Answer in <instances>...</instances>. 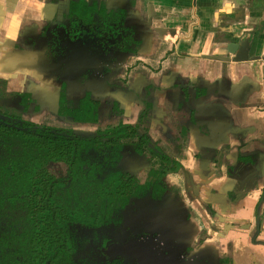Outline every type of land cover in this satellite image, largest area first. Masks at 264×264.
<instances>
[{
  "label": "crops",
  "instance_id": "obj_1",
  "mask_svg": "<svg viewBox=\"0 0 264 264\" xmlns=\"http://www.w3.org/2000/svg\"><path fill=\"white\" fill-rule=\"evenodd\" d=\"M63 1L70 0H0V62H13L27 17L50 21ZM106 1H129L136 23L149 22L139 29L142 55L126 65L135 92L149 86L158 98L150 137L177 146L170 151L188 179L189 219L172 229L175 243L209 264H264V0ZM244 42L247 60L217 59L234 58ZM240 181L253 184L236 192Z\"/></svg>",
  "mask_w": 264,
  "mask_h": 264
},
{
  "label": "flooded vegetation",
  "instance_id": "obj_2",
  "mask_svg": "<svg viewBox=\"0 0 264 264\" xmlns=\"http://www.w3.org/2000/svg\"><path fill=\"white\" fill-rule=\"evenodd\" d=\"M131 6L129 1L117 6L108 5L106 0H70L63 1L60 14L50 21L35 16L27 17L25 20L27 28L23 27L21 32L17 33L13 49L8 55V58L12 55L13 62L9 65L6 62H0V112L20 117L26 122L37 125L71 130L79 136H90L97 131L113 129L119 125L130 127L128 128L129 132L133 129L136 132L138 130L132 138L125 139L130 144L124 151V163L129 170V177H133L139 186H145L148 173L161 166L158 156L152 152L164 153L175 164L174 169L169 163H165L162 168L164 173L160 181L162 187L166 189L162 191L163 193L157 191L153 196L150 195V192L144 193L143 190H140L139 195L129 199L119 220L110 221L108 225H102L99 228V238H108L109 245L106 248L99 247L100 241H97L96 244L94 241H90L93 230L86 226L76 224L48 226L49 230L53 232L51 236L54 241L56 231H62L65 249L75 248V252L72 254L75 264H100L105 258L112 262L118 257H122L125 261L136 260V264H139L136 257L126 259L121 255H108L107 252L113 246L140 240L163 242L178 249L187 258L209 264L205 260L191 256L190 252L187 253L192 248H188V250L181 248L178 242L175 243V237L171 234L175 226L179 227L180 223L189 219L184 208V191L188 189V179L181 174V166L176 160V154L174 151H170L175 150L174 148L177 146H173L171 149L170 146L163 145L161 139L154 141L150 137V112L157 98L155 91H152L149 86L143 87L139 92L134 90L137 86L134 74L131 69L128 70L126 64L131 59H137L139 55H142V33L144 31H139V29L149 22L141 23V25L136 23L130 10ZM74 15L78 17H74ZM80 51H82V57L95 58L98 60V64L81 67L78 55ZM3 52L2 59H4V55H7L6 51ZM57 65L60 68H57ZM61 76L63 78L60 79ZM126 93H131V96L127 98ZM10 94L14 95L13 99H8ZM47 97L50 98V103L44 104L45 100H48ZM121 97L128 104L132 102L137 113L132 115L126 113V107L122 106L124 103H122ZM10 105L22 110L23 115L8 112L5 108ZM80 105L86 106L88 109L95 108L97 121L94 123L74 122L69 116ZM146 105V117L140 118ZM139 106L140 110L138 111ZM43 107L48 108L49 113L46 115L41 113ZM49 114L63 118L67 125L59 127L49 125L47 123ZM34 118L38 119L33 121ZM70 124L84 126L91 130L89 133L83 134ZM110 125L112 126L110 127ZM158 130L161 132L162 129L159 127ZM141 135L148 138L146 143H140L142 154L134 150L137 139ZM166 141L167 139H165ZM134 155L150 157L152 165L144 179L139 180L130 171V159ZM51 162L53 161L39 162L38 166L29 167L32 177L29 175L27 177H31L33 184L39 181L44 184L50 183L52 186L56 182L63 184L64 187L72 184V172L68 170L67 164L62 162L64 172L61 173L62 175L54 176L45 170ZM83 169L87 170L88 167L85 165ZM32 189L34 196H30L31 193L22 194L20 199L24 201L26 197L39 198L40 195L35 194L37 191L34 187L30 190ZM43 193H47V191L44 189ZM56 196L57 191L52 193L51 198L55 199ZM131 201L143 203V209L147 204L148 206L145 208L144 214H142L143 209L141 211L138 221L140 226L137 231L126 234L122 239L126 240L122 241L117 238V234L126 223V209ZM178 206L181 207V214H178ZM26 212V209H21L16 215ZM11 213L13 211L5 208L0 210V218H5V223L2 222L3 225H0L3 232L6 231L9 235V233L18 231L19 234L22 228L29 227L8 225L7 219ZM32 228L39 229L38 226H33L28 230ZM129 235L133 236L128 237ZM11 236L13 235L11 234Z\"/></svg>",
  "mask_w": 264,
  "mask_h": 264
},
{
  "label": "trees",
  "instance_id": "obj_3",
  "mask_svg": "<svg viewBox=\"0 0 264 264\" xmlns=\"http://www.w3.org/2000/svg\"><path fill=\"white\" fill-rule=\"evenodd\" d=\"M146 114L147 105L140 118ZM69 117L82 123H94L98 119L95 108L82 105ZM128 128L119 125L90 136H79L71 130L37 125L0 112V210L13 211L8 216V225L39 227L30 230L24 227L19 234L16 231L9 235L0 229V264H75L72 258L75 248L65 249L62 231H56L54 241L48 226H86L93 230L90 241L95 244L100 241L99 247L106 248L108 238H99L102 225L119 220L129 199L139 195L140 190L150 195L166 190L160 181L162 168L169 163L174 169L175 164L162 152H152L161 166L148 173L145 186H139L129 177L124 151L130 143L125 139L132 138L138 130L129 132ZM145 141L148 138L139 136L134 150L142 154L140 143ZM50 161L66 163L73 183L65 187L58 182L53 186L42 181L33 184L29 167ZM85 165L87 170L83 169ZM32 187L40 197H26L22 201V194L34 196ZM44 189L47 193H43ZM55 191L57 196L52 199ZM21 209L27 212L16 215ZM4 219L0 218L1 226ZM100 264H136V260L118 257L110 262L105 258Z\"/></svg>",
  "mask_w": 264,
  "mask_h": 264
},
{
  "label": "water",
  "instance_id": "obj_4",
  "mask_svg": "<svg viewBox=\"0 0 264 264\" xmlns=\"http://www.w3.org/2000/svg\"><path fill=\"white\" fill-rule=\"evenodd\" d=\"M248 44L242 43L239 49L238 54L232 59L218 57V60L221 61H234V62H242L247 60V53H248ZM82 51L78 53L79 55V64L81 67H85L92 64L97 65L98 60L95 58L87 59L81 56ZM87 61V62H85ZM89 63V64H88ZM59 66L57 65V68ZM60 68V67H59ZM82 68V69H83ZM92 69V68H90ZM63 78L62 76L60 79ZM251 174V172H249ZM245 177L254 178L255 172L252 171L251 176L250 174ZM240 183H243V186H240ZM253 184V181L251 182ZM251 184L240 181L236 186V192L243 191L244 189H250ZM255 187V186H253ZM224 212V211H223ZM108 255H121L124 256L126 259L130 257H136L138 259L139 264H207L203 261L187 258L181 254V252L176 249L172 248L170 245L165 244L163 242L154 241V240H140V241H133L127 244H122L118 246H113L107 252Z\"/></svg>",
  "mask_w": 264,
  "mask_h": 264
},
{
  "label": "rangeland",
  "instance_id": "obj_5",
  "mask_svg": "<svg viewBox=\"0 0 264 264\" xmlns=\"http://www.w3.org/2000/svg\"><path fill=\"white\" fill-rule=\"evenodd\" d=\"M13 96L14 95L10 94L8 96V99H11V98L13 99L14 98ZM157 101H158V98H157ZM5 109L8 112L23 115V113H22L23 111L20 110L18 107L15 108V106H13V105H10L9 107H6ZM47 123L49 125L58 126V127L67 125L63 118L52 116L50 114L47 117ZM71 125L72 124H70V126ZM112 125H110V127ZM72 127L74 129L78 130L79 132L83 133V134L89 133L91 130L90 128H85L84 126H78V125H72ZM158 132H159V130H158ZM151 165H152V163H151L150 157H148L146 155H143V156L134 155L130 159V171L139 180L144 179V177H145L148 169L151 167ZM63 168H64V164L62 162H54L53 161L47 165L45 170L47 172H49L51 175L58 176L62 172H64ZM147 206H148V204L146 205V207ZM146 207H144V209H143V203H135L134 201H131L130 205L126 209V213H127L126 223H125V225L122 226L120 232L117 234V238L119 240H122L126 236V234L128 235V233H132V232L137 231V228L140 226V223H138V221H139V218L141 217L140 216L141 211L143 209L142 214H144V210ZM149 213H150V211H149ZM130 236H133V235H129L128 237H130ZM125 240H122V241H125Z\"/></svg>",
  "mask_w": 264,
  "mask_h": 264
}]
</instances>
